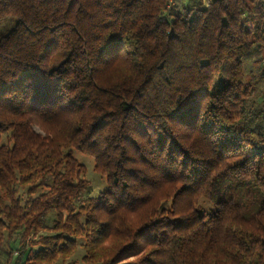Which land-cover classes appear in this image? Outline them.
Instances as JSON below:
<instances>
[{
  "label": "trees",
  "instance_id": "16d2710c",
  "mask_svg": "<svg viewBox=\"0 0 264 264\" xmlns=\"http://www.w3.org/2000/svg\"><path fill=\"white\" fill-rule=\"evenodd\" d=\"M174 2L0 0V264H264V0Z\"/></svg>",
  "mask_w": 264,
  "mask_h": 264
},
{
  "label": "rangeland",
  "instance_id": "374dc122",
  "mask_svg": "<svg viewBox=\"0 0 264 264\" xmlns=\"http://www.w3.org/2000/svg\"><path fill=\"white\" fill-rule=\"evenodd\" d=\"M170 9L171 11H176L175 2L172 3ZM252 70L254 71L255 68H252ZM254 73H256L255 75L257 76L259 75L256 70L254 71ZM262 92L264 93V90ZM74 156L78 159L80 163H82L86 167V172L84 174V177L91 183L92 186L91 196L93 197L97 196L99 192L104 190L107 186L105 177L101 173H98L97 171L94 170L93 168L94 160L92 157L79 151H74Z\"/></svg>",
  "mask_w": 264,
  "mask_h": 264
},
{
  "label": "built area",
  "instance_id": "2783aa9c",
  "mask_svg": "<svg viewBox=\"0 0 264 264\" xmlns=\"http://www.w3.org/2000/svg\"><path fill=\"white\" fill-rule=\"evenodd\" d=\"M211 0H202L203 5H207ZM174 0H171V3H173Z\"/></svg>",
  "mask_w": 264,
  "mask_h": 264
}]
</instances>
